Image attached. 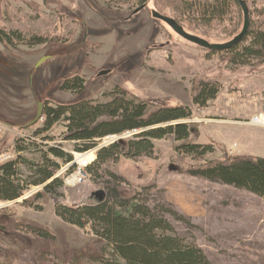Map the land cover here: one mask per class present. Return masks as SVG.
<instances>
[{
	"label": "rangeland",
	"instance_id": "obj_1",
	"mask_svg": "<svg viewBox=\"0 0 264 264\" xmlns=\"http://www.w3.org/2000/svg\"><path fill=\"white\" fill-rule=\"evenodd\" d=\"M249 2L253 12L264 4ZM180 5L152 0L138 13L144 0H0V28L27 38L13 44L0 37V117L11 126L0 142V155L18 151L21 140L39 138L46 118L29 125L38 119L42 103L106 102L124 88L131 97L149 101L154 111L193 107L195 117L177 123L193 125L192 142L217 146L219 151L208 160L264 157V63H236L225 50L187 39L157 18L156 11L181 18L191 33L213 43L235 40L244 21L232 14L212 23L204 16L184 15ZM36 37L47 42L29 43ZM108 70L112 73L102 75ZM79 75L88 80L84 93L64 88ZM208 80L221 84L223 91L206 107L196 96ZM68 132V123L60 124L48 134L56 141L48 143L64 145L80 164L84 157L99 160L97 148L79 151L77 142L67 140ZM144 132L110 136L101 140L100 148L127 143ZM156 142L154 155L110 163L118 176L100 181L85 174L84 182L71 183L82 170L65 163L66 185L57 192L35 186L21 200H0V264H103L100 260L111 255L108 242L93 227L67 222L58 208L100 202L111 192L108 182L130 198L151 195L153 206L165 208L180 234L202 246L216 264H264V197L194 175L192 167L205 160L181 151L177 135ZM41 228L55 237H44L37 232Z\"/></svg>",
	"mask_w": 264,
	"mask_h": 264
},
{
	"label": "trees",
	"instance_id": "obj_2",
	"mask_svg": "<svg viewBox=\"0 0 264 264\" xmlns=\"http://www.w3.org/2000/svg\"><path fill=\"white\" fill-rule=\"evenodd\" d=\"M151 1L144 0V6ZM176 1L181 4L179 9L186 16L192 14L197 19L204 16L213 23L233 14L235 19L244 21L236 36L246 29L248 15L241 0ZM177 19L184 25L181 18ZM0 37L13 44L27 41L21 32H9L2 28ZM45 42L44 37L29 41L31 44ZM224 52L239 64L249 65L253 61L264 63V4L253 12V28L248 38L236 48ZM64 88L84 93L88 80L82 75L75 76L65 82ZM222 91L221 84L203 81L198 88L196 101L208 107ZM131 96L129 90L120 88L106 102L87 100L47 105L46 125L39 130V138L21 140L18 145L21 157L0 165V200H21L35 186L46 185L49 192H57L65 187L66 180L60 176V172L65 163H75L77 157L64 145L48 143L56 141L48 134L65 122L69 127L67 140L77 142L81 152L101 149V140L110 136L145 131L137 139L116 143L99 151V160L89 168V172L100 181L108 175L118 176L108 167L110 163L119 162L124 157L154 155L157 140L177 135L183 142L181 151L199 161L205 160L204 164L192 167L194 175L247 189L264 197V157L230 155L226 159L208 160L210 154L219 151L217 146L192 142L193 125L177 123L194 118L196 112L193 107H164L154 111L149 101ZM169 123L172 124L165 126ZM30 153L39 156H27ZM108 183L111 192L100 202L80 206L60 204L58 208L59 215L67 222L83 228L93 227L95 233L108 242L111 255L100 260L103 264H216L202 246L180 234L165 208L153 206L151 195L138 194L130 198L119 188H114L111 182ZM169 211L180 215L175 210ZM37 232L46 238L55 237L54 233L44 228Z\"/></svg>",
	"mask_w": 264,
	"mask_h": 264
},
{
	"label": "water",
	"instance_id": "obj_3",
	"mask_svg": "<svg viewBox=\"0 0 264 264\" xmlns=\"http://www.w3.org/2000/svg\"><path fill=\"white\" fill-rule=\"evenodd\" d=\"M242 3L244 4L246 11H247V15H248V22H247V26L245 31L238 36L235 40L229 42V43H213L212 41L199 36V35H195L193 33H191L187 27L185 25H183L178 19L168 16L166 14H164L161 11H156V16L159 19L165 20L166 22H168L171 26H173L181 35H183L184 37H186L187 39L201 45L204 46L208 49L211 50H215V51H223V50H230L233 48H236L237 46L241 45L250 35L252 28H253V11H252V7L251 4L248 0H241ZM147 8V6L141 8L138 13H141L142 11H144ZM53 57H46L43 61L42 64H44L45 62L49 61L50 59H52ZM112 71L108 70L103 72L102 75H109L111 74ZM45 114H46V104L42 103L41 104V112L40 115L38 117V119L36 121H34L32 124H30L29 126H35L38 123H40L44 118H45Z\"/></svg>",
	"mask_w": 264,
	"mask_h": 264
},
{
	"label": "built area",
	"instance_id": "obj_4",
	"mask_svg": "<svg viewBox=\"0 0 264 264\" xmlns=\"http://www.w3.org/2000/svg\"><path fill=\"white\" fill-rule=\"evenodd\" d=\"M10 129H11V126L0 117V142L3 141V139L5 138V136L7 135V133L9 132ZM96 151H98V153H99L100 149H98ZM18 158H19V152L18 151L7 152V153H5L3 155H0V165L6 164V163L11 162L13 160H17ZM81 160H82L81 164L79 163L78 158H77V161L75 163H72L74 165L77 164L78 165L77 167H79V170H80V167H81L82 173H79L75 177H73L71 179V183L73 181H74V183H78V181H81V183L84 182L85 179H84L83 176L85 174H86L85 176H88L89 178H92L91 174L89 172V168L96 162V160L93 161L89 157L88 158L84 157ZM69 165L71 166V164H69ZM68 166H66V167H68ZM66 167H64L63 170L60 172V176L66 174V171H64V169ZM71 171H73V168H72ZM80 177H82V179H80Z\"/></svg>",
	"mask_w": 264,
	"mask_h": 264
},
{
	"label": "bare ground",
	"instance_id": "obj_5",
	"mask_svg": "<svg viewBox=\"0 0 264 264\" xmlns=\"http://www.w3.org/2000/svg\"><path fill=\"white\" fill-rule=\"evenodd\" d=\"M90 158H92L91 156H89Z\"/></svg>",
	"mask_w": 264,
	"mask_h": 264
}]
</instances>
